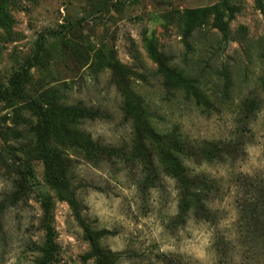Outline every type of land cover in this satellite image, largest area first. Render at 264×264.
I'll use <instances>...</instances> for the list:
<instances>
[{
  "label": "rangeland",
  "instance_id": "1",
  "mask_svg": "<svg viewBox=\"0 0 264 264\" xmlns=\"http://www.w3.org/2000/svg\"><path fill=\"white\" fill-rule=\"evenodd\" d=\"M3 4L10 18L0 24V81L7 83L44 34L27 96L54 87L66 103L100 109L101 117L79 127L119 150L90 159L62 147L70 188L63 191L36 152L37 117L22 100L0 101V264H39L46 197L58 244L50 264H220V256L222 264L232 256L235 264H264V6L255 0ZM224 4L238 8L227 43L215 23ZM165 64L199 79L208 102L167 86L166 76L176 77L165 75ZM125 87L144 99L159 130L196 144L192 156L182 159L164 137L135 135L123 110ZM173 156L189 174L214 182L208 217L195 215L199 202L183 214ZM87 227L101 235L88 238Z\"/></svg>",
  "mask_w": 264,
  "mask_h": 264
},
{
  "label": "trees",
  "instance_id": "2",
  "mask_svg": "<svg viewBox=\"0 0 264 264\" xmlns=\"http://www.w3.org/2000/svg\"><path fill=\"white\" fill-rule=\"evenodd\" d=\"M259 8H263L264 0H255ZM219 11L215 17V23L219 27L222 34L221 43H227L231 36L229 30V18L234 16L237 11L236 6L229 7L227 4L218 6ZM229 17L225 19L224 13L226 10ZM9 13L5 9L4 4L0 5V24L4 26L9 25ZM47 36L41 34L36 42L35 52L31 57L25 60L20 69L13 72L9 77L7 83L0 81V101L7 103H14L15 101L22 100L25 107L29 108L34 116L37 117L35 130L38 134V145L36 152L38 156L43 159L45 163V170L49 180L66 191L69 188L68 182V158L67 152L62 147H70L83 154L85 157L94 159L96 153L100 150L116 152L119 149L114 146H105L97 142L90 133L82 130L79 125L81 121L86 119H96L101 117L102 112L100 109L88 107L84 104H69L62 100L56 88H49L38 92L37 95L27 96L25 86L32 81L31 69L42 59L43 53L46 48ZM161 69L166 76L165 84L174 89L184 88L188 95H192L197 100V103H207L208 100L204 93L201 91L200 80L194 78L176 67H169L167 64L161 65ZM125 93L128 94L124 97L123 110L127 119H132L133 129L136 136L145 139V136H158L168 139L180 151V157H190L193 155L196 144L189 146V142L182 138V135L176 132H162L153 124L151 114L147 108L144 99L138 95L134 90L129 87L124 88ZM253 100L244 102L246 105L247 114L250 113L253 107ZM144 133V134H142ZM144 141V140H143ZM144 143V142H143ZM197 147V146H196ZM184 157V158H183ZM176 160L174 177L179 181L181 190V205L184 210L183 214L190 211L196 202L199 205L195 211L198 218H206L209 216L207 209V201L211 197L215 184L208 177L194 176L188 173L187 168L183 166L181 158L173 156ZM174 164V163H173ZM186 169V171H185ZM148 181L153 180V177H147ZM71 205L76 206V202L72 198H66ZM78 213V211H77ZM183 214L181 216H183ZM43 226L46 229V244L43 247V256L39 264H50L57 251L58 244L56 242V230L54 226V217L52 213V204L46 197L44 201V218ZM88 238L96 239L101 234L93 235L89 228H86ZM215 248L220 251L219 241L214 243ZM221 253V252H220ZM222 257H219V263L222 264ZM237 259L232 256L230 263L235 264ZM241 264V262H239ZM246 264H249L248 262Z\"/></svg>",
  "mask_w": 264,
  "mask_h": 264
}]
</instances>
